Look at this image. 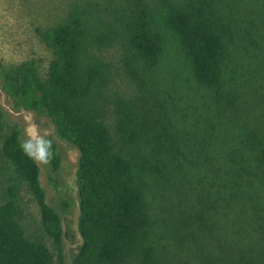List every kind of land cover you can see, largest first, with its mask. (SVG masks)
<instances>
[{"label": "trees", "instance_id": "trees-1", "mask_svg": "<svg viewBox=\"0 0 264 264\" xmlns=\"http://www.w3.org/2000/svg\"><path fill=\"white\" fill-rule=\"evenodd\" d=\"M3 89L81 153L72 264H264V0L73 4ZM0 107V264H65Z\"/></svg>", "mask_w": 264, "mask_h": 264}, {"label": "rangeland", "instance_id": "rangeland-1", "mask_svg": "<svg viewBox=\"0 0 264 264\" xmlns=\"http://www.w3.org/2000/svg\"><path fill=\"white\" fill-rule=\"evenodd\" d=\"M102 0H0V67L36 60L46 68L48 51L36 34L38 27L55 25L64 19L73 4ZM0 107L7 122L14 127L23 142L24 130L31 124L40 134L53 139L55 158L49 166H39L40 182L46 200L62 218L65 264H72L82 245L79 231L80 198L76 173L81 157L77 146L62 137L54 122L46 115L26 109L3 89L0 76Z\"/></svg>", "mask_w": 264, "mask_h": 264}, {"label": "clouds", "instance_id": "clouds-1", "mask_svg": "<svg viewBox=\"0 0 264 264\" xmlns=\"http://www.w3.org/2000/svg\"><path fill=\"white\" fill-rule=\"evenodd\" d=\"M27 137L20 145L22 153L38 166H49L55 158L53 139L40 134L38 126L31 124L24 130Z\"/></svg>", "mask_w": 264, "mask_h": 264}]
</instances>
